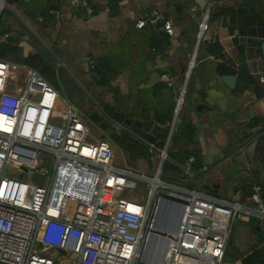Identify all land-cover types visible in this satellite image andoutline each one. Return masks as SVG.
<instances>
[{
	"label": "crops",
	"instance_id": "1",
	"mask_svg": "<svg viewBox=\"0 0 264 264\" xmlns=\"http://www.w3.org/2000/svg\"><path fill=\"white\" fill-rule=\"evenodd\" d=\"M204 1L208 18L196 43L195 0H0V60L10 65L5 90L19 93L26 69L43 80L45 70L54 71L66 97L86 104L83 116L94 128L86 125L109 142L113 165L128 160L133 171L139 173L138 165L150 176L162 165L169 174L163 181L195 183L213 195L227 191L246 204L253 188L264 184V84L258 80L264 0ZM152 10L172 30L154 55L149 29L135 26ZM101 61L114 69L109 85L98 83L87 67ZM223 75L234 77L232 87ZM67 98L59 99L73 107ZM208 140L226 157L207 171ZM194 154L200 159L188 161ZM242 219L244 239L237 237L226 264H240L237 250L247 239L256 243L247 255L264 244L254 219ZM49 254L75 264L68 252Z\"/></svg>",
	"mask_w": 264,
	"mask_h": 264
},
{
	"label": "built area",
	"instance_id": "2",
	"mask_svg": "<svg viewBox=\"0 0 264 264\" xmlns=\"http://www.w3.org/2000/svg\"><path fill=\"white\" fill-rule=\"evenodd\" d=\"M200 17L196 43L206 26L207 8ZM146 21L161 22L172 34L161 12L150 11L135 26ZM92 66L87 63L88 69ZM9 71L10 65L0 60V264H54L52 249L74 255L75 264H132L135 259L138 264L155 225L160 193L182 201L176 230L163 237L167 244L160 264H222L238 216L254 219L264 243V184L256 185L243 204L163 181L159 168L145 176L117 167L109 142L90 132L82 115L59 100L39 74L26 69L19 93L12 94L5 90ZM258 80L264 84V68ZM39 152L52 156L49 175ZM165 157L160 149L159 159ZM14 171L16 176L9 175ZM32 173L44 177L41 184L29 180ZM126 178L149 185L145 203L120 200ZM105 195L110 196L108 204Z\"/></svg>",
	"mask_w": 264,
	"mask_h": 264
},
{
	"label": "rangeland",
	"instance_id": "3",
	"mask_svg": "<svg viewBox=\"0 0 264 264\" xmlns=\"http://www.w3.org/2000/svg\"><path fill=\"white\" fill-rule=\"evenodd\" d=\"M44 75H45V80L51 85V87L54 88V90L57 92L59 98H64V100H66V98H67L66 95L67 94L64 92L63 86L59 82L56 73L54 71H51V70L47 69V70L44 71ZM60 75H62V73ZM67 99H68L69 102H71L73 104L74 110L77 113H79L80 115H82V118L84 119L86 124L90 128H94V125L91 123V121L88 118L83 116L84 113H85V110H86V104L79 102L77 99H70L69 97ZM53 122L56 123V124L58 123L57 120H54ZM93 131H95V129H93ZM38 158H39L40 163H44V162L46 163L45 174L48 173V175H49L50 170H51L52 156L50 154L46 153V152H39L38 153ZM129 165H132V164H130V162L127 160L126 166L123 165V164L118 165V166L116 165V166L117 167H122V168L128 167V168H130L132 170L136 169V168L130 167ZM137 167L138 168H137L136 171H138L141 174L143 173L145 176H150V173L146 172L147 170L146 171H141L140 167L138 165H137ZM159 169H162V165L161 166L159 165ZM162 171H163V173L161 174L160 178L163 179V180L164 179H169V174H168L167 170L164 171L162 169ZM15 173L16 172L14 171V172H11L9 175L16 176ZM43 178L44 177L40 176L37 173H32V175L30 176L29 180L31 182H34V183H37V184H41V181L43 180ZM170 182L182 185V186H184L186 188L197 189V190L204 191V192H207L209 194H212L211 192H209V190L205 189L203 186L197 185L195 183L193 185H191V186H188V185L184 184L183 182H181L180 180H173V181H170ZM123 191L125 192V196L122 197V198L125 199L128 202H131V203L135 204V205L136 204H138V205L143 204L149 198V185L147 183L141 181V180H137V179H134V178H126L125 179V187H124ZM119 195H121V193ZM214 196L219 197V198L233 199L231 196H229V192L227 193V191L226 192L223 191L221 193H217ZM103 201H104V203H107V204L110 203L111 202L110 196L109 195H105L103 197ZM172 207H174V205H172ZM165 211H167L166 208H165ZM155 218H156V216H155ZM169 218H170V215H169ZM242 220L243 219L240 216H238L236 218V220L234 221V224L232 226V230H231V233H230V236H229V239H228V243H227L226 254H225L224 258H223L222 264H226L225 261H229V262L233 261V259L231 257V254H232V251H233V246L235 245V243L237 241V237L243 234V231L241 229L242 228L241 227L242 226L241 222H243ZM156 223H157V220H156ZM168 224H169V222H168ZM247 232H251V230L248 229ZM240 238L244 239L241 236H240ZM248 238H250V237L248 236ZM254 245H256V243L253 242V240H248L247 239L246 242L243 245H241V247L238 248L237 256H239V258H240V261L238 260V263L240 262V264H243V262L246 261L244 256L245 255L247 256V253H249L251 249L253 250V246ZM259 246L261 247V245H259ZM263 256H264V254H263ZM53 258H54V264H68V263H66L64 261L58 260L57 256L56 257L54 256ZM147 258H148V255H147L146 259ZM135 260L133 261L132 264H134ZM260 261H261L262 264H264V258L260 259Z\"/></svg>",
	"mask_w": 264,
	"mask_h": 264
},
{
	"label": "water",
	"instance_id": "4",
	"mask_svg": "<svg viewBox=\"0 0 264 264\" xmlns=\"http://www.w3.org/2000/svg\"><path fill=\"white\" fill-rule=\"evenodd\" d=\"M198 8H199V14L196 15L193 19L194 22H199L201 17L200 14L201 12L205 9V1L204 0H195ZM262 55L264 57V46L262 45ZM221 79L223 80V82L228 86V87H232L233 86V81H234V77L232 75H223L221 77ZM90 113H87V115H89ZM234 133L235 135H238V131H240V129L238 127H234ZM242 136L244 137L245 134L242 133ZM264 136V135H263ZM254 137V136H253ZM226 156L223 155V153L221 151L218 150V148L215 146L214 141L213 140H208L207 142V149L205 152V162L207 165V171L215 166H217ZM213 193H216V190L213 189L212 191ZM161 196V202L157 208V212H156V218H155V224L157 225V227L160 228V230H156L153 228L151 231V236L146 244V246L144 247L143 250V254L145 253L146 247L151 246L152 248L155 246L156 248V254L159 260L158 263L155 264H160L165 250H166V244L167 242L164 240V236L166 234H170L173 233L176 228L177 225L179 223L180 220V216H181V203L182 201L178 198H175L173 196L167 195L165 193H160ZM165 201V202H172L174 204V207L171 208V210H167L165 211V207L161 208L160 205L161 203ZM161 209H160V208ZM170 213V214H169ZM170 215V218H169ZM157 220V223H156ZM169 222V224H168ZM158 242V243H157ZM157 243V244H156ZM142 254V255H143ZM138 264H150V263H145L143 261H137Z\"/></svg>",
	"mask_w": 264,
	"mask_h": 264
},
{
	"label": "trees",
	"instance_id": "5",
	"mask_svg": "<svg viewBox=\"0 0 264 264\" xmlns=\"http://www.w3.org/2000/svg\"><path fill=\"white\" fill-rule=\"evenodd\" d=\"M144 29H149L150 32V37L148 39V47L152 55H154L155 48L160 45V40L162 41L164 36H169L163 29H162V23L161 22H156V23H149L146 21V23L143 25ZM159 44V45H158ZM91 73L94 74V79L98 82L101 83L102 85H109V80L112 79L114 75V69L107 65L105 62L101 61L97 66L93 65L92 68L90 69ZM194 161H198L200 158L198 154H194ZM197 165H201L199 162ZM263 236L259 238V241L262 240ZM253 255H245V260L244 263L247 264H262L260 259H263L264 256V244L256 248V250L253 251ZM255 255V256H254ZM254 256V257H253ZM253 257V259H252Z\"/></svg>",
	"mask_w": 264,
	"mask_h": 264
},
{
	"label": "bare ground",
	"instance_id": "6",
	"mask_svg": "<svg viewBox=\"0 0 264 264\" xmlns=\"http://www.w3.org/2000/svg\"><path fill=\"white\" fill-rule=\"evenodd\" d=\"M168 205L169 204V206H172V205H174L172 202H165V201H163L162 203H161V205H160V207L161 208H163V207H165V206H163V205ZM159 207V208H160ZM160 208V209H161ZM166 208V207H165ZM167 209V208H166ZM167 210H169V209H167ZM170 211V210H169ZM154 229H155V231L156 230H160V228L159 227H157V225L155 224L154 225ZM158 243V242H157ZM156 243V244H157ZM147 244V243H146ZM146 246V245H145ZM156 248L157 247H151V246H149V247H146V250H145V253L143 254V255H141L140 256V259H141V261H143V262H145V263H150V264H155V263H158V261L159 260H157L158 259V257H157V254H156ZM147 255H148V258L146 259V257H147Z\"/></svg>",
	"mask_w": 264,
	"mask_h": 264
}]
</instances>
